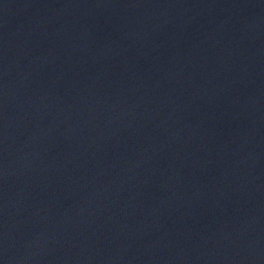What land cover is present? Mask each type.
I'll return each instance as SVG.
<instances>
[{
	"label": "water",
	"instance_id": "water-1",
	"mask_svg": "<svg viewBox=\"0 0 264 264\" xmlns=\"http://www.w3.org/2000/svg\"><path fill=\"white\" fill-rule=\"evenodd\" d=\"M0 264H264V0H0Z\"/></svg>",
	"mask_w": 264,
	"mask_h": 264
}]
</instances>
